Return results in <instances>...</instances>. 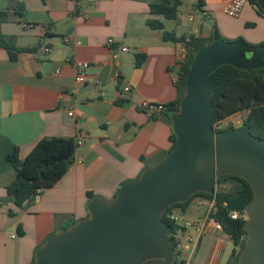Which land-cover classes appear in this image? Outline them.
Listing matches in <instances>:
<instances>
[{"label":"crops","instance_id":"obj_1","mask_svg":"<svg viewBox=\"0 0 264 264\" xmlns=\"http://www.w3.org/2000/svg\"><path fill=\"white\" fill-rule=\"evenodd\" d=\"M165 1L17 0L16 10L0 0V11L10 12L9 20L0 23V34L14 38L18 48L36 49L19 53L14 61L0 47V201L16 178L9 155L18 152L24 160L44 138L82 142L67 174L33 202L22 209L0 202V264H33L50 236L89 217V193L112 201L124 184L169 152L173 130L165 114L151 116L138 104L176 101L173 77L187 37L207 39L218 31L225 41L243 38L264 45V16L249 1L238 18L225 14L227 0H181L175 20L152 15L150 6ZM149 19L163 21L164 29H151ZM164 32L176 41H165ZM111 38L129 53L113 59L107 44ZM137 56H145L141 67ZM78 62L89 64L82 84L77 82ZM124 86L132 94L121 100L117 93ZM213 207V202L196 198L184 213L174 211L197 225L187 230L195 242L185 243L184 264L231 263L234 243L209 218Z\"/></svg>","mask_w":264,"mask_h":264},{"label":"water","instance_id":"obj_2","mask_svg":"<svg viewBox=\"0 0 264 264\" xmlns=\"http://www.w3.org/2000/svg\"><path fill=\"white\" fill-rule=\"evenodd\" d=\"M256 2L264 11V0ZM257 52L261 60L243 61L225 40L197 52L185 96L171 116L173 149L140 178L124 184L112 201L93 199L89 218L50 236L37 250L34 264H174L164 213L200 192L215 194L218 178L225 175L241 177L254 189L245 210L248 238L237 264H264V140L253 136L248 124L215 131L209 83L225 65L263 69L264 45Z\"/></svg>","mask_w":264,"mask_h":264},{"label":"trees","instance_id":"obj_3","mask_svg":"<svg viewBox=\"0 0 264 264\" xmlns=\"http://www.w3.org/2000/svg\"><path fill=\"white\" fill-rule=\"evenodd\" d=\"M6 1L11 3V9L12 7L16 10L20 8L17 0ZM248 1L256 7L260 15L264 16V11L258 6L256 0ZM180 5L181 0H176L174 3L166 0L161 4H152L150 10L152 15L163 16L167 20H175L178 17ZM16 15L23 17L22 12L18 13L17 11ZM9 18L10 12L0 11V23L7 22ZM147 25L153 30L164 29L163 21L157 19H149ZM164 40L176 41L173 35L168 32H164ZM219 40L224 39L218 31H214L207 39L191 38L190 42L186 43L188 56L178 69L179 78L176 84L178 96L175 102L166 106L163 113L171 126V116L179 110L180 103L185 96L188 71L196 53ZM226 42L237 48L236 57L243 61L261 60L257 52L258 48L261 46L250 44L243 38ZM0 47L6 49L11 59L14 61L17 60L19 53L36 50L18 48L14 38L8 40L2 34H0ZM144 60L145 56H137L136 66L141 67ZM209 83L213 88L212 103L215 113L213 126L217 122H222L236 114L249 111L243 125L248 124L251 134L264 140V68L259 70H239L233 66L225 65L210 76ZM231 128L237 129L235 126L231 125L217 132ZM170 141L171 148L169 152L176 143V136L173 132L170 136ZM76 149L77 144L73 138L54 137L40 140L24 160L20 159L18 152L9 155L8 160L14 166L16 178L7 187L6 200L0 202L12 203L20 209L24 208L26 203L33 202L41 191L52 188L67 174L73 163V156ZM166 155H164V157H166ZM227 184H231L233 188L228 191L220 189V187ZM95 198L98 197L89 193L90 202ZM196 198H204L214 203L209 217L222 224L224 232L233 240L234 251L230 264H237L239 256L246 244L248 234L245 229L246 220H232L230 215L232 211L244 212L246 210L254 199L253 187L247 180L241 177L225 175L218 178L217 192L215 194L200 192L190 197L187 202L178 203L168 208L163 215V220L170 226L169 237L171 238L172 249L174 248L173 234L177 233L179 226L176 222L168 218V215L173 214L176 209L184 213L191 202ZM9 216L14 217L15 214L10 212ZM75 224L76 222L73 223L72 226ZM69 228L70 227H67L64 230ZM18 233L20 236L24 235L21 225L18 227ZM242 237H245V239L242 240ZM34 262L35 257L33 259V264ZM146 264H165V262L156 260L149 261ZM174 264H184V261L176 258Z\"/></svg>","mask_w":264,"mask_h":264},{"label":"built area","instance_id":"obj_4","mask_svg":"<svg viewBox=\"0 0 264 264\" xmlns=\"http://www.w3.org/2000/svg\"><path fill=\"white\" fill-rule=\"evenodd\" d=\"M78 2H81L82 0H77ZM248 3V0H227V3L224 7V12L226 15L232 17V18H238L242 11L244 6ZM202 15L204 16L205 19H209L210 18V13L209 12H202ZM191 21L193 20L192 18L190 19ZM191 38L187 37L185 39L184 42V47L182 49V63L185 62L187 56H188V49H187V45L186 43L190 42ZM64 42L66 44L70 43L69 38H65ZM108 46L111 48L112 51V55H113V59H118L119 55L122 53H129L130 49L128 47L125 46H116L115 44V40L114 39H109L107 42ZM45 52L48 54H51L53 52L52 48H46ZM76 69L78 70V75H77V82L78 83H84L85 82V72L86 70L89 68V64L85 63V62H78L75 64ZM178 71L177 73H175L174 77H173V83L176 85L178 83ZM118 97L119 99H125L127 98V96H129L130 94H132V88L130 86H124L120 91H118ZM138 109L141 112H144L146 114H149L151 116L156 115V114H163L166 106L162 105V104H158L155 102H151V101H147V100H143L140 101L138 104ZM242 114V116H245V118L248 116L249 111H245ZM70 116H74L73 111L71 110V112L69 113ZM223 123L222 122H217L214 125V129L215 131H219L224 129L223 128ZM239 123V122H237ZM77 146L81 145L82 142H76ZM232 220H239V219H244L247 220V214L246 212H238V211H232L231 215H230ZM168 218H170L172 221L176 222V224L179 226V229L177 231L176 234H173V241H174V252H175V256L176 258H179L180 260H182V256L181 253L184 249V245L185 243H194L195 239L194 237L187 231L190 228H194L196 227V223L195 222H191V221H182L178 216H176L174 213L173 214H169ZM210 218V217H209ZM211 221L214 222L216 228L220 231H224L222 224L216 222L214 219L210 218ZM245 237H242V240H244ZM247 240V238H246Z\"/></svg>","mask_w":264,"mask_h":264},{"label":"rangeland","instance_id":"obj_5","mask_svg":"<svg viewBox=\"0 0 264 264\" xmlns=\"http://www.w3.org/2000/svg\"><path fill=\"white\" fill-rule=\"evenodd\" d=\"M228 16V15H227ZM230 17V16H229ZM232 18V17H231ZM245 120V116H242V114L238 115V116H235L233 117V119H228L226 120L224 123H223V128H227L229 126H235L236 128H240L242 125H243V122ZM239 122V123H237ZM233 188V186L231 184H227V185H224V187H220V189H223V190H231ZM176 212L178 214L179 213V209H176Z\"/></svg>","mask_w":264,"mask_h":264}]
</instances>
